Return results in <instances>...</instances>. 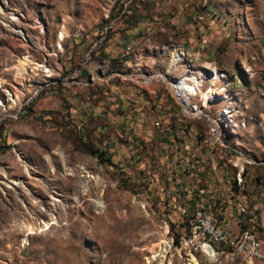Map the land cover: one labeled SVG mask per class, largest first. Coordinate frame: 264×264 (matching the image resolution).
<instances>
[{
	"label": "rangeland",
	"instance_id": "obj_1",
	"mask_svg": "<svg viewBox=\"0 0 264 264\" xmlns=\"http://www.w3.org/2000/svg\"><path fill=\"white\" fill-rule=\"evenodd\" d=\"M208 2L0 0V78L7 86H13L12 91L21 102L35 92L17 122L0 126V135L4 136H0V264H158V259L149 262V252L165 241L172 245L165 254L166 264H187L190 253L176 240L184 236L186 227L182 226L183 221H176L180 202L171 203L177 188L172 186L170 170L166 172V166L161 165L146 173L111 164L112 158L102 146L109 138H115L116 122L95 116L90 108V98H97L111 81L118 80L140 87L148 95H159L161 104L172 114L183 116L182 109L170 103L168 98L174 95L163 81L134 83L127 76L142 74L149 68L155 71L163 50L167 54L174 49L188 50L195 66L209 64L217 68L221 84L216 86L218 92L211 93L207 113L215 117L223 105L230 104L233 126L223 137L240 154L230 152L224 157L228 166L238 158L243 165L242 179L249 180L244 188L247 198L238 200L248 199L252 203V198L263 194L264 205V89L260 86L261 82L264 84V75L257 78L253 74L262 62L253 54L249 38L239 43L224 42L218 34L208 38L211 28H219H215L217 23L209 26L211 14L204 7ZM219 2L224 4L225 0H211L210 4L218 8ZM237 2L245 4L244 0ZM138 20L147 23L139 28L138 35L148 37L156 46L149 47L150 40L133 44L136 49H145L135 51L136 58L142 56L143 60L137 71L131 72V59L113 61L114 58L104 56L103 48L110 36L117 34L122 38L127 27ZM63 28L66 36L59 52L58 37ZM94 35L95 40L91 41ZM260 39L259 46H264V38ZM99 45L102 50L98 47V54L92 55V48ZM56 46L58 53L52 55L50 50ZM128 51H119L115 59ZM148 54L151 57L147 58ZM23 56L46 65L44 70L51 73L49 82L44 84L43 70L36 75L28 73L26 81L14 80L10 69ZM169 61L165 58L161 69H171V78L182 75L184 66L170 68ZM191 68L194 71L196 67ZM98 70H104L102 78L118 77L91 86L90 73ZM205 71L204 87L214 86L215 73ZM116 93L121 96L120 89ZM82 100L89 104L83 105ZM116 104L106 111L121 115L122 108ZM179 120L183 124L190 122L187 116ZM201 124L203 138L206 125ZM25 165L33 169L29 171L31 178L27 177ZM82 175L91 178H79ZM11 180L19 182V186L9 188ZM80 180L90 189L86 195L78 188ZM50 196L65 199V210L38 212L34 200L39 207L46 208ZM96 202H100V207ZM245 205L253 209L248 202ZM27 210L35 214V221L25 214ZM46 223L48 228L41 231ZM23 225H27V232ZM194 254L200 264H264V259L231 261L223 257H214L212 262L200 253Z\"/></svg>",
	"mask_w": 264,
	"mask_h": 264
},
{
	"label": "crops",
	"instance_id": "obj_2",
	"mask_svg": "<svg viewBox=\"0 0 264 264\" xmlns=\"http://www.w3.org/2000/svg\"><path fill=\"white\" fill-rule=\"evenodd\" d=\"M237 1L225 0L224 4L219 2L217 8L216 5L212 6L209 0L204 6L206 12L211 14L209 26L213 27L214 23H217L214 27H219L218 31L211 28L208 38L218 34L224 42L235 43L247 42L245 38L251 39L253 54L262 62L260 63L262 66L258 65L253 71L255 77L259 78L264 75V72L261 73L264 71V46H259L260 38H264V0H244L243 6ZM144 26H147V23L142 20H138L130 27L126 25L127 29L122 38L114 34L106 41L104 53L115 59L119 51L144 50L145 48L136 49L133 45L150 40L148 37L138 35L139 28ZM93 38L95 35L91 36V41L95 40ZM173 44L187 50L184 45ZM83 45H86L85 41ZM148 56L150 54L147 58ZM112 82L117 85H113ZM260 86L264 89L262 82ZM107 87L109 88L97 98H90V108L95 111V116L107 117L116 122L115 138H109L110 140H106L102 146L103 150L109 152L111 164L127 171L135 168L146 173L161 165L166 166V172L170 170L171 173L172 186L177 188L171 203L180 202L176 220L179 223L191 217L197 210L217 211L215 217L220 226L239 232L251 225L258 236H264L263 194L252 198V203L248 199L238 200V197L247 198L244 188L247 187L249 180H244L242 187L237 189L233 179L235 170L227 165L224 157L230 151L205 149L199 145L201 122L183 124L178 113L172 114L168 107L161 104L159 95L153 105L152 96L130 83L113 80ZM132 88L138 89L137 93L127 90ZM78 89L86 92L81 87ZM119 89L121 96L116 93ZM116 103L122 108L121 115H111L106 111L110 105ZM82 104L89 103L82 100ZM154 122H157L158 126L155 127ZM99 128L105 129L104 126ZM182 146L188 150L181 151ZM246 202L251 204L252 210L246 207ZM241 208L245 210V214L240 216ZM242 216L245 222L240 227L237 222Z\"/></svg>",
	"mask_w": 264,
	"mask_h": 264
},
{
	"label": "bare ground",
	"instance_id": "obj_3",
	"mask_svg": "<svg viewBox=\"0 0 264 264\" xmlns=\"http://www.w3.org/2000/svg\"><path fill=\"white\" fill-rule=\"evenodd\" d=\"M59 33H60L59 37L58 35L57 37H58V43L60 46L63 42V39H65V36H66L64 28ZM98 44L99 42L96 43V45ZM61 47L62 45L59 47L60 48L59 51H62ZM171 52L172 53L167 54V52L163 50L162 53H160L159 57H163L162 61H164L165 58H168V60H170L169 61L170 68L177 66V64H182L184 66L183 73L179 77L171 78L169 76L171 69L162 70L161 69L162 61L161 63L159 62V66L156 67L155 71L149 68L150 71L146 70L142 72V74L135 72L128 76L132 77L134 83L143 81L146 84H152L156 81H159V82L163 81L166 85L167 90L172 95H174V92L177 93V97H178V100L181 106L184 107L187 111L194 113V114L185 115L189 118V121L190 122L199 121V122L205 123L206 127H205V132L203 133V138H202L204 142L206 141L209 143H214V149L222 148L234 154H240V152L238 151V148L236 146L234 147L228 144L224 138L225 133L228 134V132L231 130V129L229 130V127L233 126L232 125L233 115H232V109H231L230 104L223 105V108L219 110V114L215 117H211L210 114L207 113V110H206L207 104L213 98V95H211V93H213V91L218 92L216 90V86L221 84V79L218 76L217 68L211 67L209 64H206L203 67L195 66L191 55H189L187 51H184L182 49H174ZM119 56H120V59H122V61H126L127 58L132 60V64L129 68L131 69V72L137 71L136 67L139 66L140 65L139 63L143 60L142 56L136 58L137 54L133 50H130L128 52H122L119 54ZM142 64H144V62H142ZM132 65H134L133 68H132ZM192 65L196 67L194 71L191 68ZM45 66L46 65L44 64L31 61L28 58V56H23L17 60L15 65L11 67L10 70L13 71L14 80H18V82H21V81L23 82L26 76H28V73H33L36 75V72L43 70V73L46 74V75H43L44 84H46L47 82H49L51 73L48 70L46 71L44 70L46 68ZM109 66H110V63L108 62L106 64V67L109 68ZM205 70H211L212 73H215V76H213L214 78L212 80V83L214 84V86L209 87V88L204 87L202 83L203 81L202 77H204L206 73ZM95 74H96V79H103L102 77L105 76L104 70H98ZM151 75H152V79H149V76ZM111 76L107 78H111ZM26 80L27 78L24 81ZM90 81H92L93 83V76L90 78ZM12 88L13 86L12 87L9 85L7 86V84H5L3 79L0 78V126L5 120L6 122H10V123L17 122L20 118V114L22 112L23 107L27 106L33 100V97L35 94V92L34 93L32 92L30 96L28 94L26 101L21 102L18 100L19 97L15 95V93L12 91ZM198 94H200V96H197ZM194 100H197V102ZM17 110H21V112L15 113ZM202 113H204V115ZM185 116H183L182 118L184 119ZM208 119L212 123H208ZM219 138L221 139V141H219ZM226 147H233L235 148V151L226 149ZM17 161L22 162L20 158H18ZM231 166L235 170L233 175L236 176V179H237L236 188L239 189L242 187L243 182H244V180L242 179L243 165L237 158L235 160V164L232 163ZM24 167L26 168L25 170H26L27 177L31 178V176L29 175V171H33L32 167H28L27 165H25ZM87 177L91 178V176H87V175H82L79 178H87ZM8 182L10 184L9 188H14L15 186H19V182L12 181V180ZM34 182H36V179ZM78 188L83 193V195H86L90 190L88 188L87 183L83 180H80L78 182ZM50 198H51V202L48 204V207L46 208L43 206L39 207L38 201L36 202V200H34L33 206L35 208H39L38 212H41V213L42 212L44 213L46 211L55 212L58 209L65 210L66 208L65 199L60 200L59 198H57V196H50ZM95 204H97V206L100 207V202H96ZM199 212H212V211L199 210ZM240 213L245 214V210L241 208ZM25 214L28 215V218L35 221L33 219L35 216L34 213H31V211L27 210ZM51 216L53 218V215ZM48 226H49V223L44 224L41 228V231H45L48 228ZM185 227H186V230L185 231L182 230L184 231V236H182L181 238H187V245L189 248H193L194 253L196 254L200 253L201 255H203V257L208 258L212 262H213L212 258L214 257L215 258L223 257L231 261L238 260V259H249V260H255V261L264 259V258H252L248 254V251H235V252L230 253V249L239 248L240 236H244L245 234L244 229L237 233L231 234V236L225 240H213V239H210L209 237H202V239H199L197 237H188L190 235V227L189 226H185ZM251 227H252L251 230L247 228V235H257L255 232L254 226H251ZM22 228L26 229L27 225H23ZM25 231L27 232V229ZM166 232L167 230L164 232V234ZM170 248H172V245H171V242L169 241L158 243L156 245V248L151 249L149 252L151 254L149 258L150 259L149 262L158 259V264H166L165 254L169 251ZM194 253H190L187 255V260H186L187 264H200L198 259L194 257L195 256ZM258 254H264V247H258ZM247 264H251V262H247Z\"/></svg>",
	"mask_w": 264,
	"mask_h": 264
},
{
	"label": "built area",
	"instance_id": "obj_4",
	"mask_svg": "<svg viewBox=\"0 0 264 264\" xmlns=\"http://www.w3.org/2000/svg\"><path fill=\"white\" fill-rule=\"evenodd\" d=\"M99 46L92 48V55L98 54ZM149 46L154 47L156 45H154V42L150 41ZM50 53L52 55H55L56 53H58L57 47H54V48L52 47V49L50 50ZM113 61H120L122 63V59H113ZM90 74H93V83L90 84L91 86L102 85L104 84V82H109L113 80L115 77H118V75H113L112 78L96 79L95 73L91 72ZM71 75L75 76V73H72ZM68 77L69 75L66 76L64 79H67ZM149 79H152V75L149 76ZM150 96H152L153 105H154L156 96H153V95H150ZM168 99L172 105L179 107V109H183V116L187 114H194L193 112L187 111L184 107L181 106V104L179 103L178 97H177V93L174 92V97H171ZM20 112L21 110H17L15 113H20ZM202 114L204 115V113ZM183 116H178V117L182 118ZM5 123H6V120L2 124H5ZM208 123H212V122L208 119ZM154 126L155 127L158 126L156 125V122H154ZM219 141H221L220 138H219ZM198 143L199 145L202 146V148H205V149L210 148L214 150V143H202L201 134H199ZM226 149L235 151V148L233 147H226ZM187 150H188L187 147L182 146L181 151L186 152ZM0 168H1V164H0ZM0 176L3 177L2 175ZM233 179H234V184L236 187V181H237L236 176H234ZM1 181L2 180L0 179V182ZM217 213H218L217 211H214V212H199V210L195 211L191 217H188L185 221L182 222L183 223L182 226L190 227V235L188 237H197L199 239H202V237H209L210 239H213V240H225L229 238L231 234H233V232H236V231L220 226L218 219L215 217V214ZM242 214L244 215V213H240L239 211V215L241 216ZM244 222H245V219L242 216V218L237 222V225H242ZM176 240L179 244L184 246L189 251V253L193 252V248H189L187 245V238H176ZM258 247H264V236L247 235V229H245L244 236H240L239 248L230 249V253L235 252V251H248V254L252 258H264V254H258Z\"/></svg>",
	"mask_w": 264,
	"mask_h": 264
},
{
	"label": "trees",
	"instance_id": "obj_5",
	"mask_svg": "<svg viewBox=\"0 0 264 264\" xmlns=\"http://www.w3.org/2000/svg\"><path fill=\"white\" fill-rule=\"evenodd\" d=\"M99 50H100V51L102 50V48H100V46H99ZM104 56L107 57V55H104ZM22 111H23V110H22ZM20 116H23L22 113L20 114ZM200 134H201V133H200ZM0 136L4 138V136H3L2 134H1ZM99 153H104V152H99ZM108 161H109V160H108Z\"/></svg>",
	"mask_w": 264,
	"mask_h": 264
}]
</instances>
